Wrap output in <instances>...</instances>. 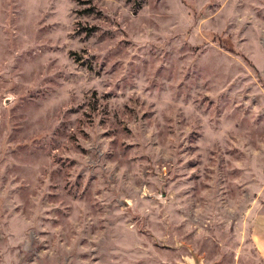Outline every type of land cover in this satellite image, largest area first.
I'll return each mask as SVG.
<instances>
[{
    "label": "rangeland",
    "instance_id": "374dc122",
    "mask_svg": "<svg viewBox=\"0 0 264 264\" xmlns=\"http://www.w3.org/2000/svg\"><path fill=\"white\" fill-rule=\"evenodd\" d=\"M264 0H0V264H264Z\"/></svg>",
    "mask_w": 264,
    "mask_h": 264
},
{
    "label": "crops",
    "instance_id": "0c3cea01",
    "mask_svg": "<svg viewBox=\"0 0 264 264\" xmlns=\"http://www.w3.org/2000/svg\"><path fill=\"white\" fill-rule=\"evenodd\" d=\"M251 235L256 249L264 259V212L257 215Z\"/></svg>",
    "mask_w": 264,
    "mask_h": 264
},
{
    "label": "water",
    "instance_id": "95a60500",
    "mask_svg": "<svg viewBox=\"0 0 264 264\" xmlns=\"http://www.w3.org/2000/svg\"><path fill=\"white\" fill-rule=\"evenodd\" d=\"M186 264H189V263H186ZM194 264H200V263L198 262V260H197V259H195V262H194Z\"/></svg>",
    "mask_w": 264,
    "mask_h": 264
},
{
    "label": "bare ground",
    "instance_id": "6f19581e",
    "mask_svg": "<svg viewBox=\"0 0 264 264\" xmlns=\"http://www.w3.org/2000/svg\"><path fill=\"white\" fill-rule=\"evenodd\" d=\"M187 263H189V264H192V261L190 262V261H188ZM194 264V263H193Z\"/></svg>",
    "mask_w": 264,
    "mask_h": 264
}]
</instances>
